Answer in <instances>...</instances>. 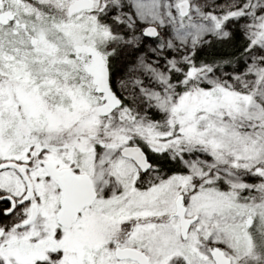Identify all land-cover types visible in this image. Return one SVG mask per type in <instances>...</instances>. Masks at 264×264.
Returning a JSON list of instances; mask_svg holds the SVG:
<instances>
[{
  "label": "snow or ice",
  "instance_id": "1",
  "mask_svg": "<svg viewBox=\"0 0 264 264\" xmlns=\"http://www.w3.org/2000/svg\"><path fill=\"white\" fill-rule=\"evenodd\" d=\"M0 264H264V0H0Z\"/></svg>",
  "mask_w": 264,
  "mask_h": 264
}]
</instances>
